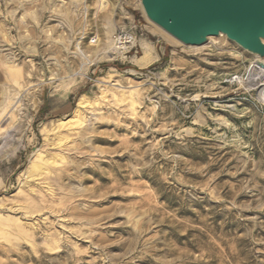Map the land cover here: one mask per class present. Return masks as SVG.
Segmentation results:
<instances>
[{"label":"rangeland","instance_id":"rangeland-1","mask_svg":"<svg viewBox=\"0 0 264 264\" xmlns=\"http://www.w3.org/2000/svg\"><path fill=\"white\" fill-rule=\"evenodd\" d=\"M108 1L0 0V264H264L254 56L225 36L183 44L139 0ZM133 23L135 49L79 69L77 46ZM142 44L156 59L140 67Z\"/></svg>","mask_w":264,"mask_h":264},{"label":"water","instance_id":"water-1","mask_svg":"<svg viewBox=\"0 0 264 264\" xmlns=\"http://www.w3.org/2000/svg\"><path fill=\"white\" fill-rule=\"evenodd\" d=\"M146 16L186 45L224 34L264 57V0H141Z\"/></svg>","mask_w":264,"mask_h":264},{"label":"bare ground","instance_id":"bare-ground-1","mask_svg":"<svg viewBox=\"0 0 264 264\" xmlns=\"http://www.w3.org/2000/svg\"><path fill=\"white\" fill-rule=\"evenodd\" d=\"M108 0H100V8L101 9H104L105 7H106V5H107V3L109 2H107ZM139 3H140V6L142 7V5H141V0H139ZM142 9H143V7H142ZM143 11H144V9H143ZM145 13V12H144ZM146 15V14H145ZM149 19V18H148ZM149 21H151L150 19H149ZM152 22V21H151ZM152 23H154V22H152ZM155 24V23H154ZM155 25H157V24H155ZM158 26V25H157ZM158 27H160V26H158ZM161 28V27H160ZM162 29V28H161ZM163 30V29H162ZM164 32H166L165 30H164ZM167 33V32H166ZM167 34H169V33H167ZM109 35V34H108ZM170 35V34H169ZM106 36H107V34H106ZM171 37H173L172 35H170ZM218 36H225L224 34H222V33H219L217 36H208L207 37V40H206V42H204L203 44H200V45H189V46H191V47H195V48H197L198 49V47H201V46H204L207 42H208V40H210V38L212 39L213 37H217L218 38ZM226 37V36H225ZM93 38V37H92ZM92 38H91V40H92ZM223 38V37H222ZM227 38V37H226ZM103 39V38H102ZM228 39V38H227ZM91 40H89V42H88V44H89V46H91L92 47V49H91V51L90 52H83V51H81L80 49H79V47L77 46V48L78 49H76V51H75V53H78L79 55H80V57L82 58V65H80V70L81 71H84V70H86V68H87V66L88 65H90L95 59L97 60H99V59H101V58H103V57H105V58H107L108 60H110V59H112L113 57H114V55H116V54H120V55H122L123 57H125L124 56V52L123 51H118V50H116V49H113V47H112V39H110V37H107V38H105V40H103V41H101V40H99L98 38H94V40H93V42L94 43H91L92 41ZM215 40V39H214ZM213 39L211 40V42L212 41H214ZM229 40V39H228ZM219 41V40H218ZM217 41V42H218ZM221 41H222V39H221ZM220 41V42H221ZM230 41H232V40H230ZM210 42V41H209ZM232 42H234V41H232ZM231 42V43H232ZM264 42V41H263ZM230 43V42H229ZM235 43V42H234ZM219 44V43H218ZM217 44V45H218ZM225 44V43H224ZM236 44V43H235ZM143 45V52H142V54L141 55H139V56H133V57H131L132 58V60L134 61V63H136L138 66H140V67H142V66H146L147 64H149V63H152V61L154 60V59H156V55L153 53V51H152V49H151V47L150 46H148V45H144V44H142ZM220 45H222L221 43H220ZM219 45V46H220ZM238 45V44H237ZM208 48H210V47H208ZM218 48V47H217ZM223 48H224V46H223ZM226 48V47H225ZM194 49V48H193ZM195 50V49H194ZM249 53H251V52H249ZM73 54V53H72ZM253 56H254V61H253V64H252V67H251V69L254 71V73L256 74V78L257 79H259L260 77H262V75H263V73H264V57H259L257 54H254V53H251ZM119 55V56H120ZM1 57V56H0ZM121 57V56H120ZM3 59V58H2ZM106 59V60H107ZM95 60V61H96ZM102 60V59H101ZM10 64V63H9ZM7 65V64H6ZM6 68H7V66H6ZM16 67H14V64L13 65H8V72L10 73V78H11V80L12 81H15L16 80V75H17V70L18 69H15ZM252 70H250V71H252ZM78 73H81V72H78ZM19 74V73H18ZM8 76V75H7ZM255 78V79H256ZM101 79V78H100ZM101 80H103V79H101ZM104 82V81H103ZM131 90V89H130ZM5 93H7L6 91H5ZM4 93V90H3V94H5ZM133 94V93H132ZM4 97H7V95H4ZM122 97V96H121ZM126 96H125V94H124V98H125ZM123 98V97H122ZM132 99V98H131ZM134 99V98H133ZM5 100V99H4ZM12 99L11 98H9L6 102L5 101H3L2 103H4L5 102V107L7 108V105H9V104H11V101ZM133 101H131V105H133ZM86 105H90V101H89V99H88V97L86 96V95H84V94H82V95H80V98L78 99V102H77V107L74 109V111H73V114H72V117L70 118V119H72V118H75V119H80L81 118V111H82V108L83 107H86ZM2 109V108H1ZM4 109V108H3ZM3 112V111H2ZM11 117V116H10ZM12 118V117H11ZM70 119H68V120H70ZM2 121V120H1ZM73 122V121H72ZM75 123H76V121H75ZM59 125H62L61 123L60 124H58V126ZM70 128V127H69ZM1 130V129H0ZM3 132V131H2ZM4 132H5V129H4ZM6 132H7V130H6ZM5 132V133H6ZM4 133V134H5ZM63 139H64V137L63 136H61V135H58L57 136V140L58 141H61L62 140V142H63ZM4 140V139H3ZM58 141H56V143L58 144ZM61 157V156H60ZM62 158V157H61ZM60 158V159H61ZM42 159V162L41 163H34L33 165H31V170H30V172L28 173V176H32V175H39V174H41L43 171H48V167H47V164H55V163H57V159H56V157L54 158V156L53 157H47L46 159L44 158H41ZM49 172V171H48ZM47 172V173H48ZM44 173V172H43ZM49 174V173H48ZM42 175V174H41ZM33 177V176H32ZM46 183V182H45ZM48 185H50L49 183H48ZM48 187V186H47ZM31 188V187H30ZM19 203V202H18ZM23 203V202H22ZM22 206V205H21ZM27 207V206H26ZM4 216V215H3ZM16 221V220H15ZM17 221H19V220H17ZM12 222H13V220H12ZM19 223H20V221L18 222V227H19ZM15 224H17V223H15ZM24 225V224H23ZM22 225V226H23ZM17 227V226H16ZM26 228V227H25ZM21 229V228H20ZM20 231V230H19ZM21 231H23V229H21ZM25 231V230H24ZM28 231V230H27ZM26 232V231H25ZM27 233V232H26ZM28 235V234H27ZM49 238V237H48Z\"/></svg>","mask_w":264,"mask_h":264},{"label":"built area","instance_id":"built-area-1","mask_svg":"<svg viewBox=\"0 0 264 264\" xmlns=\"http://www.w3.org/2000/svg\"><path fill=\"white\" fill-rule=\"evenodd\" d=\"M141 32H138L136 24L120 26L112 37V47L118 51H123L124 54L131 49H135ZM91 40V39H90ZM94 37L92 38L93 42Z\"/></svg>","mask_w":264,"mask_h":264}]
</instances>
